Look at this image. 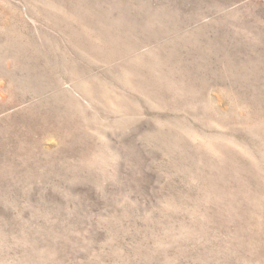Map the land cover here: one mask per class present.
<instances>
[{"label":"rangeland","instance_id":"obj_1","mask_svg":"<svg viewBox=\"0 0 264 264\" xmlns=\"http://www.w3.org/2000/svg\"><path fill=\"white\" fill-rule=\"evenodd\" d=\"M0 264H264V0H0Z\"/></svg>","mask_w":264,"mask_h":264}]
</instances>
